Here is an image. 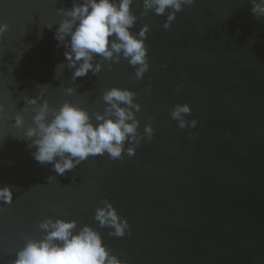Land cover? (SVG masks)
I'll return each mask as SVG.
<instances>
[{"label": "water", "instance_id": "95a60500", "mask_svg": "<svg viewBox=\"0 0 264 264\" xmlns=\"http://www.w3.org/2000/svg\"><path fill=\"white\" fill-rule=\"evenodd\" d=\"M73 2L0 0L7 25L0 33V187L13 191L12 203L0 202V264L41 238L38 225L48 217L97 228L125 264H264V16L252 12L254 0H194L167 29V12L133 0L131 30L148 25L149 69L137 79L123 57L97 56L101 72L75 81L56 39L62 10ZM112 87L136 93L138 133L149 123L154 129L135 155L90 156L64 174L34 158L24 134L40 104L55 109L69 100L94 119ZM30 97L37 105L26 103ZM185 103L189 126L180 128L171 113ZM105 201L128 220L130 234L99 226L95 210Z\"/></svg>", "mask_w": 264, "mask_h": 264}, {"label": "clouds", "instance_id": "9594fccd", "mask_svg": "<svg viewBox=\"0 0 264 264\" xmlns=\"http://www.w3.org/2000/svg\"><path fill=\"white\" fill-rule=\"evenodd\" d=\"M132 3L133 0H74L71 8L62 10L56 39L67 49L64 55L68 67L73 69V81L89 71L101 72L97 56L112 62L123 57L135 68L136 78L143 77L149 69L148 25L138 32L131 30L137 20ZM193 3L194 0H143L145 9L154 10L157 15L167 12L165 29L171 26L177 12ZM252 12L264 16V0H254ZM6 30L7 25L0 24V33ZM73 91L71 86L65 88L66 95ZM135 96L129 88L112 87L104 91V110L95 113L94 119L86 108L69 100L55 109H50L45 100L35 109L33 123L25 130L24 138L30 140L29 147L35 146L34 158L42 164L51 163L57 174H64L90 156L106 153L115 160L125 150L133 156L144 136L151 139L154 133L150 123L144 126L143 135L138 133L136 113L141 105ZM37 101L38 97L26 99L28 105H37ZM190 112L189 104H177L171 115L180 128H185L189 122L184 117ZM15 123L18 128L23 127L21 114L16 115ZM196 123L192 120L190 126L195 127ZM12 201V187H0V202ZM94 219L101 228H111L110 234L117 237L130 229L128 220L120 216L110 201L96 208ZM38 228L42 237L28 239L10 264H125L111 253L100 231L91 225L78 227L73 219L48 217L39 222Z\"/></svg>", "mask_w": 264, "mask_h": 264}]
</instances>
